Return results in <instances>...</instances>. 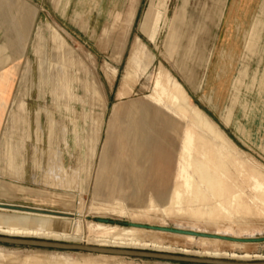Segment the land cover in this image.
I'll use <instances>...</instances> for the list:
<instances>
[{"label": "rangeland", "instance_id": "1", "mask_svg": "<svg viewBox=\"0 0 264 264\" xmlns=\"http://www.w3.org/2000/svg\"><path fill=\"white\" fill-rule=\"evenodd\" d=\"M215 1L0 0V79L8 78L0 88L6 100L0 140L28 91L35 103L62 117L54 137L43 138L56 144L38 157L32 147L29 178L39 161L49 182L57 178L55 161L71 165L70 174L60 173L62 186L47 187L12 181L2 164L0 192L29 196L18 193L15 204H1L18 208L0 207V235L23 231L19 237L86 244L92 238L135 241L137 249L157 245L175 254L264 260V240L242 243L127 224L264 236V13L257 34L251 28L264 0L244 28L232 27L230 39L221 38V47L217 26L228 0L218 6ZM128 2L130 10L135 3V13L127 19ZM186 8L183 40L176 46L175 24ZM131 18L124 36L119 27L128 28ZM44 65L53 72V86L41 82ZM36 69L39 84L26 89L27 74ZM194 111L201 115L194 118ZM20 116L28 128L29 110ZM91 123L97 130L89 156ZM79 129L85 136L81 149L74 137ZM23 153L30 155L28 148ZM99 255L0 243V264H198Z\"/></svg>", "mask_w": 264, "mask_h": 264}, {"label": "crops", "instance_id": "2", "mask_svg": "<svg viewBox=\"0 0 264 264\" xmlns=\"http://www.w3.org/2000/svg\"><path fill=\"white\" fill-rule=\"evenodd\" d=\"M215 1V0H214ZM219 1L220 0H216L214 2V4L216 6L219 5ZM259 0H228L225 4L224 10H223V14L222 17H220L219 22H218V26H217V40H219L218 45H220L221 47V38L224 41L225 39H230L229 34H230V29L233 27L235 29L238 28H244L246 25V22L248 20V17L252 16L257 4H258ZM136 3V0H135ZM135 3L134 5H132L131 10H130V3L128 2V4L125 7V16L126 18L130 15V13L133 14L135 13ZM187 5V4H186ZM148 9V8H147ZM130 12V13H129ZM264 13V3H262L261 7H260V11L257 14L256 18L254 19L253 23H252V32L257 34L258 30H259V25L261 24V19L260 16L261 14ZM187 15V8L185 13L183 14L182 12L179 14L178 19L176 21L175 24V45L177 46L181 40H183V33L184 30L182 28V24H183V19L186 17ZM128 19V18H127ZM132 18L131 20H129L128 23V28L126 26H124L123 24L119 27V29H121L122 34L125 36L127 34V31L129 32L130 29V24H131ZM245 24V25H244ZM258 27V28H257ZM221 29L224 30V32L221 31ZM255 29V31H254ZM51 30V32L53 33V36H55V38H57L58 40L61 41V43L63 44V40L62 38L59 36L58 33H56L51 26H49V31ZM228 33V34H227ZM37 37H41L40 35H38ZM36 50V47H34ZM128 72L125 73L124 78L126 77V74ZM8 78L5 79H0V88L3 86V84H5V81H7ZM24 85L27 88H30L31 86H35V83L32 82L31 84H29L27 81H24ZM39 88H42V86L40 85ZM0 92H3L5 94L4 91L0 90ZM2 94V95H4ZM27 100H22L17 104V109L16 111H13L10 115L11 118L10 120L13 121V125L9 128V130H7L5 132V138L2 140H0V149H3V154L0 155V169L1 165L4 164V166L8 169V176L9 179H11L12 181H17V180H23L26 182H30L33 184H41V185H45V186H62L61 184L65 183V176L64 177H60V170L58 171L57 166L59 167H63L64 166L61 164L60 160H57L54 162L52 168H53V173H57L58 176L56 179V181L53 182H49L48 181V176L45 174H42V165L41 162L39 161L37 164V168L34 171V178L32 177L31 179L30 177V172L33 171L34 169L30 168V157L34 154H32V146L30 145L31 142V137L33 136H37L38 137V128L35 127L34 131L31 128L32 125V121H30L29 127L27 128L25 126L24 120L23 118L20 116L25 110H29L30 112V117L32 119L34 113H39V109L33 106L32 99L31 96L29 95V92L27 91ZM30 103V104H29ZM6 106V100L3 98V96L0 95V112H2V110L4 109V107ZM13 115H15L16 117H20V119H18L20 122L17 123V128L14 127L16 120L13 118ZM23 128V129H22ZM38 129V130H37ZM33 133H32V131ZM37 131V132H36ZM30 132V133H29ZM33 135H32V134ZM35 133V134H34ZM17 134V135H16ZM17 136V137H16ZM38 140V139H37ZM24 146V147H23ZM28 148L29 149V154L25 156L23 151ZM37 154H35L36 156L40 155V150H37ZM37 156V157H38ZM56 167V170H54V168ZM58 171V172H57ZM22 172L24 173V177L22 176ZM33 173H31V176ZM9 183H12L11 181ZM51 183V184H50ZM19 185V184H16ZM21 186V185H19ZM24 187V186H21ZM26 188V187H24ZM31 190V189H30ZM18 193L20 192H16V193H10V192H0V198H5L8 199V202L5 203H9V204H15L12 202V199H15L18 195ZM10 194V195H9ZM20 194H26V193H20ZM28 195V194H26ZM29 196V195H28Z\"/></svg>", "mask_w": 264, "mask_h": 264}, {"label": "water", "instance_id": "3", "mask_svg": "<svg viewBox=\"0 0 264 264\" xmlns=\"http://www.w3.org/2000/svg\"><path fill=\"white\" fill-rule=\"evenodd\" d=\"M8 204L0 202L1 206H6L5 208L13 209L15 206L10 205H1ZM18 208V207H15ZM57 213V212H54ZM97 220L103 222H109L105 218H98ZM129 226L141 227L146 229H155L161 231H167L172 233H183V234H192L198 236H207L213 238H223L227 240L242 241V242H251V241H261L264 240L263 237H232V236H221L214 233H203L197 232L190 229H182L178 227L170 226H161V225H150L147 223H133L128 222ZM0 243L13 244V245H24L32 246L39 248L47 249H58V250H74V251H83L91 253H104V254H113L118 256H131V257H141V258H152L160 260H169L177 262H187V263H198V264H264V260L258 261H235V260H226L214 257H199L193 255L185 254H175L163 251L155 250H145L137 248H118V247H103L86 243H70L58 240H49V239H39V238H29V237H19V236H7L0 235Z\"/></svg>", "mask_w": 264, "mask_h": 264}, {"label": "bare ground", "instance_id": "4", "mask_svg": "<svg viewBox=\"0 0 264 264\" xmlns=\"http://www.w3.org/2000/svg\"><path fill=\"white\" fill-rule=\"evenodd\" d=\"M28 30V29H27ZM40 37H38V39H39ZM4 47V46H3ZM65 50V49H64ZM63 50V53L66 55V51H64ZM60 53V52H59ZM59 55H61V54H59ZM49 71V72H48ZM84 72V71H83ZM106 72V71H105ZM88 73V75H89V72H87ZM42 74H43V76H42V83H46V82H48L49 80H51V84L48 82V84H46L47 86H49V85H51V86H53V85H55L56 83H55V80H54V78H53V72H51L50 71V69H49V66L48 65H44V67L42 68ZM38 76H40V73H38V69H36V70H34V71H30L28 74H27V82L28 83H31V82H33L34 81V83H35V86L36 85H38L39 84V82L36 80L37 78L36 77H38ZM108 76V75H107ZM89 77H90V75H89ZM66 80H67V82H68V84H69V86H70V88H72L71 87V76L70 75H68L67 76V78H66ZM89 81H90V79H89ZM85 88H86V86H85ZM81 89V88H80ZM32 91H36V88H32L31 89ZM80 91V90H79ZM188 96H185V97H182V98H184V99H186ZM32 99V98H31ZM183 99V100H184ZM32 104H33V106L36 108H38L39 109V113H34V115H33V117H32V119L30 120V121H32V125H31V128H32V130L34 131V128L35 127H37L38 129H39V133H38V137L37 136H33L31 139V142H30V145L34 148V150H35V152L37 151V150H40V152H41V150H44L45 152H47L49 149H50V146L51 145H54V144H56V141L54 140V139H52V138H50L49 140H44L43 138H45V137H47V136H49V137H54V133L55 132H58V130L60 129V122L62 123V117L61 116H59V117H56L54 114H52L51 113V111H50V109L47 107V104H45L44 102L42 103V104H40V103H35L34 102V100L32 99V102H31ZM183 103H186V102H183ZM30 104V103H29ZM194 112H196V111H194ZM198 115H199V112H196V113H194V115H193V117L194 118H197L198 117ZM201 115V114H200ZM199 115V116H200ZM202 118H203V116H202ZM18 119H20V117H16V123L18 124V122H20ZM47 120V122H48V125H45L46 123H45V121ZM60 121V122H59ZM204 121H206L207 123H209L206 119H204ZM203 121V122H204ZM17 124H16V127H17ZM18 125H20V124H18ZM46 127V128H43V127ZM23 129V128H22ZM31 130V131H32ZM96 130H97V126H96V124L95 123H91L90 124V131H89V133H88V135H87V138H86V147H87V149H88V155L90 156V154H91V152H92V149H93V143H94V137H95V133H96ZM30 133V132H29ZM17 135V134H16ZM17 137V136H16ZM74 137H76V139L80 142V146H79V149H81V146H82V142L85 140V136L84 135H82L81 134V132H80V129H79V131H78V133H76V135L74 136ZM38 139V140H37ZM66 138L64 137H62V140H61V142H63L65 145H66V147H68L69 145H68V142L66 143ZM51 143V144H50ZM24 147V146H23ZM64 166V168L63 167H60L59 169H58V167H57V169H58V171L60 170V173L62 174L63 172L65 173V174H70L66 169H68V170H70L71 169V165L70 166H66V165H63ZM57 171V172H58ZM204 173V172H203ZM203 173H202V176H203ZM55 175H57L58 176V174L57 173H54ZM61 174H60V177H62L61 176ZM205 175V174H204ZM206 176H207V174H206ZM204 178V177H203ZM208 179V178H207ZM242 203V202H241ZM243 204V203H242ZM244 206V205H243ZM6 217H8V216H6ZM19 220H23L24 219V217H22V216H18L17 217ZM44 220V219H43ZM42 220V221H43ZM99 221V220H98ZM100 222H103V221H100ZM107 223V222H106ZM133 227H135V226H133ZM137 228H141V227H137ZM146 229V228H145ZM151 230H155V229H151ZM155 231H160V232H167V231H161V230H155ZM194 231V230H193ZM198 232V231H197ZM170 233H172V232H170ZM1 234L2 235H7V236H18V235H21V236H23V235H25L26 233L25 232H18V231H14V232H11V231H2L1 232ZM177 234H183V233H177ZM41 235L42 234H38V236L37 237H41ZM183 235H192V234H183ZM218 235V234H217ZM193 236H198V235H193ZM221 236H223V235H221ZM204 237H207V236H204ZM209 238H213V237H209ZM217 238V237H216ZM217 239H222V240H227V239H223V238H217ZM227 241H234V240H227ZM236 242H242V241H236ZM89 243H91V244H93V245H98V246H103V247H118V248H130V247H133V248H137L138 246V244H136V242L135 241H133V242H127V243H123V242H118V241H114V240H105V239H103V240H97V239H90L89 240ZM242 243H244V242H242ZM157 246V245H156ZM156 246H155V250L156 251H167V249L165 250L164 248H162V247H158V248H156ZM138 248H140V247H138ZM189 252V251H188ZM89 253H91V252H89ZM97 254H100L98 257H101V259L102 260H106V259H108L107 258V256H105V255H111V256H117L118 257V255H113V254H104V253H97ZM103 254V255H102ZM210 254V253H209ZM222 255V254H221ZM220 256V253L218 254L217 252L216 253H212L211 254V257H214V258H218ZM112 257V258H113Z\"/></svg>", "mask_w": 264, "mask_h": 264}]
</instances>
